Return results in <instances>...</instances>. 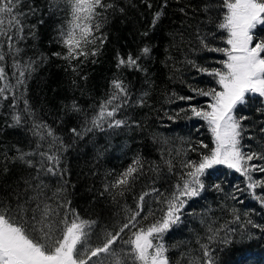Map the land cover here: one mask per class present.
Returning a JSON list of instances; mask_svg holds the SVG:
<instances>
[{"label": "trees", "instance_id": "1", "mask_svg": "<svg viewBox=\"0 0 264 264\" xmlns=\"http://www.w3.org/2000/svg\"><path fill=\"white\" fill-rule=\"evenodd\" d=\"M105 2L113 5L104 12L106 20L100 30L107 39L102 47L97 41V56H90L83 63L71 61V65L76 66L73 71L68 61L53 55L57 52L61 56L66 54L60 36L61 28L66 30L71 18L66 5L57 0V7L51 8L50 0H23L21 10L27 13L22 17L26 38L17 43L22 51L16 58L22 65L34 62V70L30 75L26 71V89L16 92L20 98L15 108L10 106L11 96L8 100L0 99V197L10 195L12 191L22 192L25 179L33 184L43 181L49 196L64 184V196L71 201L70 207L82 219L96 222L92 231L93 244L99 243L105 232L118 230L126 219L127 209L135 206L140 194L150 192L153 187L165 193L171 190L176 177L168 173L164 160L173 159L177 165L175 171H179V161L199 160L200 154L208 151L199 148L200 141L212 147L206 125L190 111V106L203 107L207 98L196 95L192 89L217 87L215 78L198 72L197 67L219 68L217 61L224 58L221 53L204 49L197 38L216 31V11L205 12L204 6L218 0ZM32 9H35L34 14ZM158 12L162 15L153 26ZM209 17L212 23H209ZM207 39L212 47H225L218 32L216 38L208 36ZM145 46L151 47L152 52L148 57H141L138 63L147 69L146 73L131 67H117L118 55L123 58L129 54L139 56ZM3 51L7 52L6 45ZM12 63V56L6 55L3 66L9 80L15 83ZM114 79L123 81L129 92L128 104L116 116L125 120L126 125L121 128L105 126L104 131L93 130L83 138L74 136L71 129L82 131L85 128V121L91 119L99 104L111 94ZM145 92L147 96L143 95ZM180 96L195 98L186 101L180 100ZM24 100H27L31 118L24 113ZM141 100L143 104L138 103ZM73 104L79 111L73 110ZM259 107V103H251L237 111L238 117H248L243 121L245 152L264 151V131H261L264 112H258ZM14 112L22 114L24 122L9 127ZM33 121L50 126L67 145L66 151L57 153L64 169L63 179L37 171L41 161L38 152L53 154L59 144L49 149L51 138L33 135L30 131ZM189 145L199 150L190 151ZM18 150L37 153L27 157L37 168H29L15 160ZM137 157L143 163V173L138 174L129 190L119 195L120 189L112 188L111 184ZM252 163L264 164V161ZM155 166H159V172L150 170ZM5 167L6 172L3 171ZM210 173V179L205 177L204 191L188 202L180 222L164 235L170 264H190L200 258L201 244L208 242L209 227L223 228L220 238L211 244L216 249L217 264H264V232L247 223L251 220L254 224L264 225V207L246 188V181L240 174L226 168H216ZM253 175L257 179L264 176L261 173ZM32 177L38 179L32 180ZM215 184L220 185L219 190L213 187ZM256 193L260 194L261 190L256 189ZM145 200L146 211L160 207L155 203V194ZM235 215L241 217L240 222L234 221ZM232 228L237 232L231 233L229 229ZM245 234L246 238L241 240V235ZM221 238L232 242L222 243ZM118 246L124 247L122 243Z\"/></svg>", "mask_w": 264, "mask_h": 264}, {"label": "snow or ice", "instance_id": "2", "mask_svg": "<svg viewBox=\"0 0 264 264\" xmlns=\"http://www.w3.org/2000/svg\"><path fill=\"white\" fill-rule=\"evenodd\" d=\"M22 2L23 0H0V99L8 100L11 96L10 106L13 108L20 98L16 92L21 88L26 89V71L30 75L34 70L32 67L34 62L22 65L16 58L22 51L16 45L26 38L23 35L25 24L22 17L27 13L21 10ZM62 2L68 8L71 17L67 29L61 28L60 31L66 54L61 56V53L57 52L53 55L68 61L72 66L73 60L83 63L90 56H97L99 52V47H96L97 41L102 47L107 39L100 31L106 20L104 12L113 5L106 3L105 0ZM50 7L56 8L57 0H50ZM210 10L216 11V31L205 36L198 35L197 38L204 49L221 53L224 58L217 61L220 64L219 68L197 67L198 72L214 77L218 87L208 90L192 89L196 95L207 97L208 100L205 107L190 106V111L194 117L206 123L211 134L212 147L200 141L199 148L208 151L201 153L199 160L179 161V171H175L177 165L173 163V159L164 160L168 173L176 177L171 190L165 193L153 187L150 192L140 194L135 206L127 209L126 219L118 230L105 232L103 239L96 244L92 242V231L96 222L82 219L76 210L70 207L71 201L64 196L66 192L64 184L49 196L45 191L47 185L43 181L33 184L31 180L25 179L22 192L12 191L10 195L0 197V264H170L168 248L163 242L164 235L180 222L182 211L188 202L204 191L205 177L210 179V170L218 165L239 173L246 181V188L264 207V176L257 179L253 175L264 174V164L252 163L264 161V151L243 150L247 147L242 146L245 131L243 121L248 117L237 116L238 109L251 103H259L261 107L256 110L264 112V0H218L215 4L204 6L205 12ZM31 11L35 13V9ZM180 11L184 12V8ZM161 15V12L155 14L153 26ZM212 22V18L209 17V23ZM216 32L219 33L225 47L211 46L207 37L216 38ZM96 33L100 35L97 36ZM5 45L7 52L3 51ZM151 52V47L145 46L140 50L139 56L129 54L123 58L118 55L117 67H131L146 73L147 69L142 68L138 61L141 57H148ZM6 55L12 56V67L15 69L12 77L15 83L9 80L3 66ZM81 57L84 59L80 60ZM193 66L196 67L194 64ZM72 70L76 71V66H72ZM111 84L113 89L111 94L99 104L91 119L85 121V128L82 131L71 129L74 136L83 138L87 132L104 131L105 126L121 128L126 125L125 120L117 119L116 116L129 102L128 89L123 81L118 79H114ZM143 95L147 96L148 93L145 92ZM194 98L179 97L180 100L186 101ZM138 103L143 104L144 101ZM24 104V113L31 118L32 113L27 107V100H24ZM73 110L79 111L75 104ZM11 119L13 123L9 127L19 126L24 122V116L20 113L14 112ZM30 131L41 139L51 138L49 149L59 144L53 154L47 151L38 152L41 161L37 171L63 179L64 169L61 166V157L57 153L66 151L67 145H64L46 124L33 121ZM261 131H264V127ZM39 147L38 144L37 148ZM189 150L197 152L199 149L189 145ZM36 154L18 150V155L14 159L29 168H37L31 159H27ZM150 170L159 172V166ZM3 171L6 172L7 168L5 167ZM142 173L143 163L137 157L133 164L115 179L111 187L120 189L118 194L123 195L138 178V174ZM36 179L38 177H32V180ZM213 187L220 189L219 184ZM256 189H260L261 193L257 194ZM107 190L106 185L105 191ZM152 194H155V203L160 207L157 210L147 208L146 211L145 197ZM234 221L240 222L241 217L235 215ZM247 223L264 232V225L254 224L251 220ZM221 231L223 228L217 230L209 227V234L206 237L208 242L201 244V257L190 264H217L216 249L211 247V244L220 238ZM229 231L236 233L237 229L232 228ZM124 236H127V239H124ZM245 238L246 234L240 237L241 240ZM221 242L227 244L232 241L221 238ZM121 243L124 247L118 246Z\"/></svg>", "mask_w": 264, "mask_h": 264}, {"label": "rangeland", "instance_id": "3", "mask_svg": "<svg viewBox=\"0 0 264 264\" xmlns=\"http://www.w3.org/2000/svg\"><path fill=\"white\" fill-rule=\"evenodd\" d=\"M226 46V45H225ZM217 87H218V85H217ZM207 98V97H206ZM207 100H208V98H207ZM206 103L207 102H204L203 104H205L203 107H205L206 106ZM202 104V105H203ZM203 107H201V108H203ZM197 118V117H196ZM202 121V120H201ZM205 125H206V123L204 122V121H202ZM206 127H207V125H206ZM210 133V132H209ZM210 137H211V134H210ZM212 140V139H211ZM216 168H226V169H228L226 166H223V165H218V166H215V168L214 169H216ZM214 169H212V170H214ZM229 171H231V172H235L234 170H231V169H228ZM211 171V170H210ZM239 174V173H238Z\"/></svg>", "mask_w": 264, "mask_h": 264}]
</instances>
